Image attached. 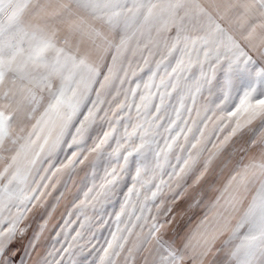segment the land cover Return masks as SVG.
I'll return each instance as SVG.
<instances>
[{
	"label": "rangeland",
	"instance_id": "rangeland-1",
	"mask_svg": "<svg viewBox=\"0 0 264 264\" xmlns=\"http://www.w3.org/2000/svg\"><path fill=\"white\" fill-rule=\"evenodd\" d=\"M224 12L246 34L264 30L261 0H0V194L15 198L28 190L47 142L67 133L81 109H107L121 133L125 125L132 132L138 113L155 111L160 72L149 78L157 60L171 70L173 56H182L171 79L187 76L189 83L172 92V103L184 131L193 129L191 140L174 147L163 192L143 209L137 205L139 218L118 234L113 258L260 264L264 101L230 111L226 97L209 111L191 76V42L221 25ZM176 25L189 47L169 55L165 41Z\"/></svg>",
	"mask_w": 264,
	"mask_h": 264
},
{
	"label": "snow or ice",
	"instance_id": "snow-or-ice-1",
	"mask_svg": "<svg viewBox=\"0 0 264 264\" xmlns=\"http://www.w3.org/2000/svg\"><path fill=\"white\" fill-rule=\"evenodd\" d=\"M232 24L224 12L222 26H210L191 42V76L209 111L226 97L230 111L240 103L264 101V30L253 36ZM165 46L169 55L189 47L179 25L169 30ZM173 59L171 70L157 60L149 78L160 72L155 111L138 113L141 122L132 132L125 125L121 133L107 109H81L67 133L47 142L28 190L15 198L0 194V264H116L111 250L118 234L135 223L133 216L139 218L137 205L143 209L163 192L174 147L183 149L191 140L193 129L184 131L172 103V92H181L189 77L171 79L182 56ZM122 106L123 101L117 105Z\"/></svg>",
	"mask_w": 264,
	"mask_h": 264
}]
</instances>
